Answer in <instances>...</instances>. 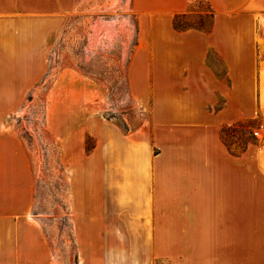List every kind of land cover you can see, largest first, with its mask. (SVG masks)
I'll return each instance as SVG.
<instances>
[{
  "label": "crops",
  "instance_id": "crops-1",
  "mask_svg": "<svg viewBox=\"0 0 264 264\" xmlns=\"http://www.w3.org/2000/svg\"><path fill=\"white\" fill-rule=\"evenodd\" d=\"M204 1L209 23L178 28L197 0H130L126 76L149 108L136 130L82 112L54 81L46 128L65 165L68 231L51 244L10 120L77 0H0V264H264V0ZM256 121L260 137L224 138Z\"/></svg>",
  "mask_w": 264,
  "mask_h": 264
},
{
  "label": "rangeland",
  "instance_id": "rangeland-1",
  "mask_svg": "<svg viewBox=\"0 0 264 264\" xmlns=\"http://www.w3.org/2000/svg\"><path fill=\"white\" fill-rule=\"evenodd\" d=\"M195 8V12L179 19L182 28L209 23L205 1L197 0ZM136 39V18L130 0H77L51 50L42 84L11 116V126L31 165V214L40 218L51 244L56 243L57 231H68L65 165L57 139L46 128V119L52 112L49 100L55 95L52 85L57 79V91L79 98L82 112L96 113L125 131L136 130L149 117V108L142 107L133 96L126 76ZM246 124H240L238 138L232 135L231 126L223 129L231 147L241 146L259 128L257 121L252 129ZM91 144L92 139H87L85 146Z\"/></svg>",
  "mask_w": 264,
  "mask_h": 264
},
{
  "label": "built area",
  "instance_id": "built-area-1",
  "mask_svg": "<svg viewBox=\"0 0 264 264\" xmlns=\"http://www.w3.org/2000/svg\"><path fill=\"white\" fill-rule=\"evenodd\" d=\"M253 135H254L255 137H260L259 130L255 129V130L253 131Z\"/></svg>",
  "mask_w": 264,
  "mask_h": 264
},
{
  "label": "trees",
  "instance_id": "trees-1",
  "mask_svg": "<svg viewBox=\"0 0 264 264\" xmlns=\"http://www.w3.org/2000/svg\"><path fill=\"white\" fill-rule=\"evenodd\" d=\"M178 18H180V16H177V17L175 18V26H178V28H179V27H181V26L178 24V22H179V21H178Z\"/></svg>",
  "mask_w": 264,
  "mask_h": 264
}]
</instances>
